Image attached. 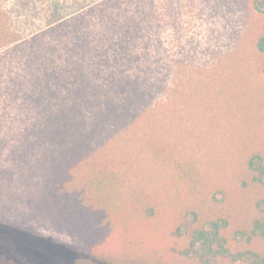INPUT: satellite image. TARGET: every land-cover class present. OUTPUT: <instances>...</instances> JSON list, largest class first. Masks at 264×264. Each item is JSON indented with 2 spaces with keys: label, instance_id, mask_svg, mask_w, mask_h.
I'll list each match as a JSON object with an SVG mask.
<instances>
[{
  "label": "rangeland",
  "instance_id": "1",
  "mask_svg": "<svg viewBox=\"0 0 264 264\" xmlns=\"http://www.w3.org/2000/svg\"><path fill=\"white\" fill-rule=\"evenodd\" d=\"M254 1L0 0V225L19 246L55 264H201L174 234L196 177L231 248L264 247L231 238L256 215L244 162L264 152ZM74 157L130 162L154 216L108 229L53 201Z\"/></svg>",
  "mask_w": 264,
  "mask_h": 264
},
{
  "label": "trees",
  "instance_id": "2",
  "mask_svg": "<svg viewBox=\"0 0 264 264\" xmlns=\"http://www.w3.org/2000/svg\"><path fill=\"white\" fill-rule=\"evenodd\" d=\"M262 3L263 1L255 0L256 9H260ZM255 47L261 57V71L264 73V33L256 37ZM76 155L81 157L79 153ZM76 160L77 157H74L71 161L72 169H68L66 179L64 164L60 165L61 170L55 177L54 186L57 193H54L55 190L51 192V186L49 190L53 201H60L56 197L61 190L63 202L66 200L71 206L78 205L93 212L100 210L108 213L111 218L87 220L89 225L98 223L108 229L119 226L117 218L121 214L141 215L146 218L154 216V203L150 195L135 181L130 162L108 158ZM244 169L246 175L243 184L245 188L256 193L253 199L256 215L248 230H236L231 238L236 242L244 240L249 243L253 240L264 244V152L251 153L244 162ZM193 180L189 187L191 199L179 212L174 229V234L186 241L185 246L178 251L179 254L201 264H215L220 258L247 264H264V247L231 248L230 241L223 234L229 225L228 216L217 213L208 204L197 178L193 177ZM16 230L0 225V264H55L54 260L38 253V250L30 251L19 246L18 241L24 242L25 239H21V231Z\"/></svg>",
  "mask_w": 264,
  "mask_h": 264
}]
</instances>
